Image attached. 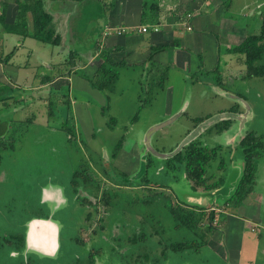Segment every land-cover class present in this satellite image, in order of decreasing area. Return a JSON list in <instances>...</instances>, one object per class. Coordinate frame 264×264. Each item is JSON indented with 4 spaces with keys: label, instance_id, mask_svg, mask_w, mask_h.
<instances>
[{
    "label": "rangeland",
    "instance_id": "rangeland-1",
    "mask_svg": "<svg viewBox=\"0 0 264 264\" xmlns=\"http://www.w3.org/2000/svg\"><path fill=\"white\" fill-rule=\"evenodd\" d=\"M136 1L45 2L44 8L56 19V25L60 17H67V21L57 27L61 28L60 45L54 47L28 38L27 48L17 50L11 62L1 67L4 78L1 72L0 78L4 81L0 84L5 88L0 96H7L9 100L0 103V264H20L25 262V256L36 264H69L76 259H86L89 253L98 250L101 252L95 256V264H118L117 255L110 257L109 250L125 251L117 239L130 236L132 228L138 232L141 216L136 206L132 209L123 206L112 213L101 199L105 189L116 190L117 184L130 182L139 184L145 177L151 187H157L150 189L153 193L167 196L172 204L186 202V195L204 192L201 193V189L191 191L192 183L185 179L183 165L169 171L165 167V157L204 134L214 123L232 120L228 130L218 135L204 134L201 138L210 147L227 146L224 157L228 161V178L233 174L232 169L238 170L236 157H242L240 149L227 142L229 137L238 131L264 135V77L246 81L228 78L223 81L224 87H220L216 84L220 74L201 71V63L210 57L215 41L220 44L222 70L226 41L233 46L234 37L240 35L244 39L260 33L264 0H230L231 5L229 0H207L217 6L213 16L211 9L203 7L193 13L191 0L186 1L182 12L189 10V13L184 14L182 22L173 19L179 24L174 26L178 41L188 46L184 55L189 57V64L185 69L162 64V59L172 54L173 46H164L165 51L158 60L145 61L150 54L142 45H132V35L123 34L130 36L131 41L128 46H117L115 56L112 55L116 63L122 62L113 67L117 73L113 88H92L89 80L97 78L94 74L103 62L100 55L106 49L105 42L97 45V41L104 32L107 35V30L103 29L105 23H110L112 9L117 12L119 22L112 26L123 25L124 19L137 25L139 21H132L134 6L150 16L151 5L161 6L162 11L170 13L179 2L138 0L137 7ZM247 2L252 11H258L255 15L252 11H241ZM177 7L179 9V4ZM231 15L235 17L236 28L230 26ZM183 23L184 28L181 27ZM189 24L192 31L187 33L185 28ZM155 27L154 33H157L159 29ZM137 49L141 50L139 57L134 54ZM51 53H55L54 65H42L49 62L43 60ZM260 63H264V58ZM50 75L56 79L43 86L42 80ZM229 92L241 95V100L237 96L243 110L240 114L229 112V105L233 104ZM241 114L243 118L239 117ZM121 139V147L112 156ZM231 157L234 158L232 164L229 163ZM147 158L151 163L145 173L143 165ZM219 162L220 157L210 164L207 174L212 178L208 184L223 174L218 169ZM81 170L88 174L91 182L81 185L75 194L71 181L74 173ZM257 170L259 191L263 192L259 176H264V146L260 150ZM109 175L117 182L109 179ZM51 187L59 191L53 192ZM120 188L140 197L146 191L133 186ZM82 200L84 206L79 202ZM205 206L209 210L211 201L207 200ZM217 209L216 215L223 207ZM53 213L52 222L58 228L57 233L60 232L55 236L57 252L53 255L46 256L31 248L22 253V259V255L5 241L6 238L12 240L13 236L23 237L31 220L38 217L45 220ZM155 215L162 217L160 213ZM46 221L50 223L49 218ZM223 224L224 217L215 216V228L208 236L207 247L200 248L197 253L168 254L165 264H226ZM174 239L179 241L180 238ZM260 245L264 246V240ZM219 254H224L225 259Z\"/></svg>",
    "mask_w": 264,
    "mask_h": 264
},
{
    "label": "trees",
    "instance_id": "trees-1",
    "mask_svg": "<svg viewBox=\"0 0 264 264\" xmlns=\"http://www.w3.org/2000/svg\"><path fill=\"white\" fill-rule=\"evenodd\" d=\"M46 1L47 0H15L16 13L12 23H8L5 20L8 7L7 4H5L0 15V25L6 33L20 36L22 39L31 38L42 44L52 45L54 47L59 46L61 37L56 31L53 16L44 8ZM65 1L84 3L86 0ZM117 1L118 0H113V3ZM149 9L151 11L150 16H146L144 11L141 12L140 23L156 26L159 23V8L157 5H151ZM117 48V46L113 48L108 47L102 51L100 58L103 59V62L97 67L94 74L97 78L88 79L92 88L98 90H110L113 88L117 79V73L113 70V67L122 65V62L116 63L112 58V55L117 52ZM164 48L165 47L151 48V57H153L154 53L163 51ZM226 51L228 54L243 56L246 68L245 78H263L264 63L261 64L260 61L264 58V18L262 19L260 33L258 35H249L245 37L239 45L232 46ZM12 53L13 52H11V54ZM11 54L7 57H11ZM70 65L73 67V64ZM153 71L156 72L155 69H151V72ZM157 72L159 73L160 71ZM212 73L218 74L217 71ZM67 74L69 75L70 72H67ZM99 78L101 80H99ZM54 79L56 78L51 75L45 76L42 80V84L51 83ZM3 88L5 87L0 84V94H2ZM7 100H9L7 96H0V103H4ZM229 125L230 121L217 123L213 128L208 129L207 133L210 134L212 131H215L217 134L222 133L230 127ZM201 138L202 136L195 138L180 150L165 158V167H167L169 171H174L177 170L180 165H183L184 174L186 179L192 183V188H203L205 191L209 192L213 189L225 186L224 176L208 184L210 177L207 174L211 162L217 158L222 148L217 146L210 149L202 142ZM262 139V136L248 133L239 142L243 157V169L232 195L226 202L227 205L231 204L233 207H238L243 199L251 193L253 185L255 184L254 172L256 170V160L260 155V150L264 146ZM121 141L122 139L116 144L112 156H115V152L121 147ZM150 163L151 159L147 158L146 165H143L145 173L146 167H149ZM223 168L224 161L221 159L219 162V169ZM108 177L111 180L115 179L113 176ZM140 180L141 182L139 184H132L131 182L124 184L125 186L117 184L116 190L105 189L102 192L101 198L105 205L110 207L112 213L123 206H127L131 209L132 206H136L141 216V219L138 221V232L132 228L130 236H126L125 239L122 237L117 239L120 247L125 248V251L119 253L114 248H111L109 250L110 257L117 255L118 258L116 260L118 264H165L168 254L197 253L200 248L205 247L208 236L214 229L213 222L216 214L213 211H207L197 204H191L187 201L181 202L180 204H172L171 199L167 196L153 193L150 190V183L145 177H142ZM90 182L91 180L88 174L86 175L84 170H81L74 173L71 186L76 194L81 185L85 186ZM131 186L144 188L146 191H144L142 194L143 196L140 197L137 194L132 196L130 194L131 192L124 191L120 188ZM158 187L162 188L164 186ZM147 192L149 194L146 195L145 193ZM80 204L82 206L84 205L82 202H80ZM156 213L162 214V217L158 218L160 215L156 216ZM204 226L206 228H203ZM100 228H103V226H100ZM173 237H178L180 239L179 241H175ZM11 239L12 240L6 238L5 241L11 244L13 248L21 254L25 246V237L13 236ZM100 252L101 250L89 253L88 258L76 259L69 264H94L95 256ZM25 258V262L22 261L20 264H36L32 263L31 258L27 256Z\"/></svg>",
    "mask_w": 264,
    "mask_h": 264
},
{
    "label": "crops",
    "instance_id": "crops-1",
    "mask_svg": "<svg viewBox=\"0 0 264 264\" xmlns=\"http://www.w3.org/2000/svg\"><path fill=\"white\" fill-rule=\"evenodd\" d=\"M48 1H51L54 3H60L58 1H62V0H47L46 2ZM128 1L130 2V0ZM186 1H190V0H179L178 2L179 9L177 7L178 4H176L173 9H170L171 10L170 13L162 11V7L159 5L160 6L159 14L161 15V17L159 15V23L156 25L158 26V29H159L157 33H154L152 31H148L147 33L138 32V29L143 26H151V25H147V24L144 25L140 23L141 12H140V7H138V2H137L138 8L134 6V9L132 10V21L133 20L139 21L137 25H134L133 23L131 24L129 20L124 19L125 21L123 22L124 24L122 23L123 25H121L120 23L117 26H112V24L119 23L116 20V17H118L117 12H115L114 9H112L111 15L108 18L110 20V23H107V24L105 23L104 29H103V31H105V29L107 30L108 36L104 32L103 36L101 37V40L97 41V45L101 41V42L106 43V48L108 47L113 48L115 46H120V45L121 47L128 46L129 45L128 41H131L129 40L131 37L130 36L124 37L123 34H126V35L129 34V35H132V45L133 44L142 45L144 50L148 52L149 54H150L151 48H157V47L159 48V47H164L168 45L177 46V47H173L174 50H172V54L170 56L167 55L162 59L163 60L162 64L164 65L169 64V67L173 65L176 68L185 69V65H187V63L189 64V57L187 55H184L185 53H187L185 50V47L187 48L188 46L182 45L178 41L177 29H175V27L176 25H179L178 22H182L184 14L186 15L189 13V10H185L182 12V8L187 3ZM14 2L15 0H0V15L2 12L3 6L5 4H7L8 6L6 10V16H5V20L8 23H12L14 20V15L16 13L15 12L16 5ZM191 2L190 3L192 5L191 8L193 9V13H197L196 11L203 7V8L211 9V12H212L211 15L212 16L215 15L214 10H217V9H214V8L217 6H212L209 3V1L205 0L203 2L202 0H200L199 2V1L191 0ZM129 5L130 4L128 3L127 6ZM230 5H231V1H230ZM259 6L260 5H258V7ZM241 11L245 13L249 11L251 12L252 7L250 3L248 2L245 3ZM257 12H258L257 10L252 11L254 15ZM234 18L235 17L233 15L230 16L229 23L232 28L237 27L236 20ZM173 19L175 21L178 20V22L176 23ZM246 19H247V16H246ZM55 21L56 19H54L53 17L54 24H55ZM59 21L60 23H58L57 25L55 24V26H56V31L60 35L61 40H62L61 31H60L61 28L59 29L57 27H61L62 26L61 22L67 21V17H60ZM227 23L228 22L225 21V25ZM184 25L185 23H183V26L181 25V27L184 28ZM188 27H190V30L187 29ZM120 29H122L121 34L114 33V32L119 31ZM185 30L187 33L191 32L192 25L191 26L190 24L187 25ZM129 31H132V33H130ZM235 32H236V29H235ZM143 38H144V41L141 42ZM27 39L28 38L22 39L20 36L6 33L3 30L2 26L0 25V72L3 78H4V75L2 71H4V69H2L3 68L2 66H4L5 68L6 65L11 62V60L16 54V51L22 49L25 46ZM233 40H236L233 43L234 44L233 46H237L244 39H242L241 36L239 35V37H234ZM226 42L227 44L225 46V50L232 47L231 43H229L228 41ZM219 45L220 44H218V40L215 41L213 45V51L209 55L210 57L201 63V71L206 72V73H211L215 70V72L217 71L218 74L222 75L223 81H226L228 78H230L231 80H235V81L250 80L251 78L250 79L245 78L246 68L244 65L243 56L241 55L228 54L227 51H225L226 55H225V59H223L224 69L222 70L220 69L221 59H220V51H218V48L220 47ZM25 48H27V45L25 46ZM29 50L31 51V54L33 55L31 48ZM140 51H141L140 49L139 51L137 49L134 51L135 52L134 54L137 57H139L138 53ZM164 51L165 50L154 53L153 57H151V55H148L145 61L153 60V59L156 60L157 57L160 54H162ZM11 52L13 53L11 54ZM10 54H11V57L8 58L7 56ZM54 54L55 53L49 54L50 56L46 58L45 60H43L44 62L46 60L49 62L42 64V65H45L47 67L53 66L54 65L53 60L55 56ZM2 81L4 80L0 78L1 83ZM210 84L213 85V83H210ZM237 96H240V100H241L242 97L240 94L230 93V98L233 100V104L235 105L237 104L239 107H242L239 104V102H237L238 101ZM247 132L248 131H238L235 133V135L230 136L227 142H229V144L231 145L233 144L238 145L241 138H243ZM236 159L238 162V170L237 168L231 170L233 174L231 177L227 178V183L225 186L218 188L217 190L214 191V193L213 192H208V193L201 192L202 194H198V195L196 194L195 197H189V199L192 202L199 203L201 206L205 207L206 209L208 206H205V203H207V200L211 201L212 206L210 207V209L214 210L215 213L219 212L217 209L218 206L223 207V210L222 211L220 210L221 212L217 214L218 216L220 214L221 216L224 217V224L222 228V231H223L222 238H223V241H225V247L227 251L226 264H264V246L262 247L260 245V241L264 240V233H263L264 232V193H263L264 191L263 192L259 191V189L261 188L259 186V178L257 175L258 170L255 174V181H254L255 184L252 188V191L250 194L247 195L245 200L242 201L240 206L233 207L231 204L227 205L226 203L227 200L232 195L235 189L236 182L238 178L240 177V174L242 171V166H243L242 158L240 156H237ZM262 173L264 174V172ZM259 177L261 178V184L264 189V176H259ZM260 230L261 232L263 231L261 234H260ZM56 232H57V227L55 228V232L51 231V234H50L51 251L49 253L43 252L44 254H47L46 256L53 255L56 252V248H57V240H55ZM226 240H229V242H226ZM220 256L222 257V259H225L224 254Z\"/></svg>",
    "mask_w": 264,
    "mask_h": 264
},
{
    "label": "flooded vegetation",
    "instance_id": "flooded-vegetation-1",
    "mask_svg": "<svg viewBox=\"0 0 264 264\" xmlns=\"http://www.w3.org/2000/svg\"><path fill=\"white\" fill-rule=\"evenodd\" d=\"M213 72H215V70L213 71ZM212 73V72H211ZM221 75V74H220ZM216 84H218V86H220V87H224V84H223V80H222V75L220 76V78L217 80V82H216ZM213 85H214V82H213ZM229 112H231V113H239V112H243L242 111V109H240V107L236 104H232V105H229ZM222 111H225L226 109L225 108H222L221 109ZM240 114V113H239ZM243 114H241V115H239V117L240 118H243V116H242ZM227 121H230V125L229 126H231L232 125V120H227ZM222 122V121H221ZM221 122H219V123H221ZM218 122H216V123H214L213 125H211V126H209L207 129H205L204 130V134H207V135H218L215 131H212L210 134H208L207 133V130L208 129H210V128H213V126L215 125V124H217ZM228 130V129H227ZM248 133H253V132H247L246 134H248ZM204 134H200V135H198L196 138H198L199 136H203ZM219 134H221V133H219ZM245 134V135H246ZM255 134V133H254ZM244 135V136H245ZM255 135H257V134H255ZM257 136H262L263 137V139L262 140H264V135H257ZM242 139V138H241ZM194 140V139H193ZM202 140V139H201ZM241 141V140H240ZM239 141V142H240ZM202 142L205 144V145H207L203 140H202ZM264 143V142H263ZM210 149L211 148H215V147H217V146H220L222 149H221V152L222 153H224V155H222L221 156V152H219L218 153V156H217V158L218 157H220V160L222 159L223 161H224V168L223 169H219V166H218V169L219 170H221L222 171V175L220 176V177H223L224 176V180H225V185H226V183H227V177H226V174H227V171H228V169H226V167L228 166V161L227 160H225V157L224 156H227L226 154H225V151H227V146H224V145H221V144H217V145H213L212 147H210L209 145H207ZM232 146H234V148H236V147H238V149H240V151H241V148L239 147V143H238V145H235V144H233ZM225 150V151H224ZM235 150V149H234ZM237 151L235 150V153H236ZM229 153V152H228ZM234 157V156H233ZM233 157H231L230 158V160H229V163L231 162V164H232V162H233V160H234V158ZM259 157H260V155H259ZM258 157V158H259ZM217 158H215L214 160H216ZM242 158V162H243V157H241ZM213 160V161H214ZM212 161V162H213ZM257 161H258V159L256 160V170H255V172H254V181H255V174H256V171H257ZM211 162V163H212ZM242 169H243V166H242ZM241 173H242V171H241ZM142 175V174H141ZM241 175V174H240ZM110 176V175H109ZM208 176L210 177V179L212 178V175H209L208 174ZM184 177H185V179H186V176H185V174H184ZM240 178V177H239ZM209 179V180H210ZM219 179V178H218ZM187 180V179H186ZM113 181H115V179L113 180ZM188 181V180H187ZM216 181V180H215ZM213 183V182H212ZM150 186V188L151 189H153V188H156V187H151V185H149ZM193 186V185H192ZM192 186H191V191H196L197 189H201L202 191L201 192H204V193H208V191H205L203 188H196V189H193L192 188ZM254 186V185H253ZM85 189V188H84ZM51 190L53 191V192H56L57 193V191H59L57 188H53V187H51ZM215 190H217V189H213V190H211V191H209V192H213V191H215ZM61 193V192H60ZM77 194V193H76ZM189 197H195V196H193V195H186V201L187 202H189V203H191V204H197L196 202H192V201H188V199H189ZM102 199V198H101ZM178 201V200H177ZM80 202H82L83 204H85V201L84 200H82V201H80ZM103 203H104V201H103ZM181 202H179L178 201V203H176V204H180ZM105 204V203H104ZM199 207H201V208H204L205 210H207V211H213L214 212V210H212V209H206L205 207H203V206H201L200 204H197ZM84 206V205H83ZM215 213V212H214ZM54 216H55V213H53L50 217H46L45 218V220H42V219H34V220H42L43 222H45L46 223V220L49 218L50 219V224H49V226H50V230L51 231H54L55 230V228L57 227L52 221L54 220ZM216 216H218V214L216 215ZM32 221V220H31ZM30 223V222H29ZM28 223V224H29ZM48 225V224H47ZM215 228V227H214ZM58 229V228H57ZM28 231H29V228L27 227V229H26V231H25V234L23 235L24 237H25V246H24V250H23V252H21V255H22V253H24L25 252V250H28V249H31V247H29L28 246V242H27V233H28ZM59 231V230H58ZM56 235H60V232H56ZM119 238H121V237H119ZM122 238H123V236H122ZM126 237H124V239H125ZM28 247H27V246ZM207 247V246H206ZM121 248V247H120ZM37 250H40L39 252H50L51 250H45V249H39V248H36ZM56 252H57V250H56ZM17 254H19L18 252H16ZM23 256V255H22ZM48 256H50V255H48ZM26 257V256H25ZM24 262V261H23ZM95 264V263H94Z\"/></svg>",
    "mask_w": 264,
    "mask_h": 264
},
{
    "label": "bare ground",
    "instance_id": "bare-ground-1",
    "mask_svg": "<svg viewBox=\"0 0 264 264\" xmlns=\"http://www.w3.org/2000/svg\"><path fill=\"white\" fill-rule=\"evenodd\" d=\"M49 224L50 223L48 222L45 223L43 221H34L29 225V231L27 233V242L29 247L33 249L39 248V249L51 250L50 248L51 230ZM45 253H49V252L46 251Z\"/></svg>",
    "mask_w": 264,
    "mask_h": 264
},
{
    "label": "built area",
    "instance_id": "built-area-1",
    "mask_svg": "<svg viewBox=\"0 0 264 264\" xmlns=\"http://www.w3.org/2000/svg\"><path fill=\"white\" fill-rule=\"evenodd\" d=\"M156 28L155 26H143L141 28L138 29V32H141V33H147L148 31H156ZM188 30H190V27L187 28ZM115 34H121L122 33V29H120L119 31L117 32H114Z\"/></svg>",
    "mask_w": 264,
    "mask_h": 264
},
{
    "label": "water",
    "instance_id": "water-1",
    "mask_svg": "<svg viewBox=\"0 0 264 264\" xmlns=\"http://www.w3.org/2000/svg\"><path fill=\"white\" fill-rule=\"evenodd\" d=\"M185 146V145H184ZM165 158H167V157H165ZM34 221H42V220H32V221H30V223L28 224V228H29V225L31 224V223H33Z\"/></svg>",
    "mask_w": 264,
    "mask_h": 264
}]
</instances>
